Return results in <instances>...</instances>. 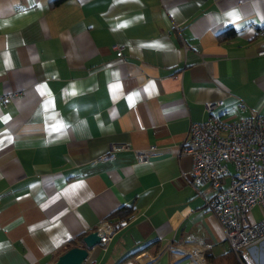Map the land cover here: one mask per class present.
<instances>
[{"label": "crops", "instance_id": "0c3cea01", "mask_svg": "<svg viewBox=\"0 0 264 264\" xmlns=\"http://www.w3.org/2000/svg\"><path fill=\"white\" fill-rule=\"evenodd\" d=\"M55 1L0 0V264L55 262L124 207L83 264H187L197 245L233 264L182 143L208 102L264 114V0Z\"/></svg>", "mask_w": 264, "mask_h": 264}, {"label": "built area", "instance_id": "2783aa9c", "mask_svg": "<svg viewBox=\"0 0 264 264\" xmlns=\"http://www.w3.org/2000/svg\"><path fill=\"white\" fill-rule=\"evenodd\" d=\"M258 33L263 39L259 54L264 55V26ZM114 49L122 56V46L115 45ZM9 97L3 96L1 100L6 101ZM221 105V101L208 102L205 110L210 116L202 122H191L189 126L181 152L192 160L185 180L203 197L205 207L217 217L238 262L247 264L249 248L264 240V114L240 101V110L250 111V115L229 121L212 114ZM114 149L127 150L129 146ZM150 149L154 150L153 147ZM137 160L139 163L147 162L148 154L137 153ZM227 177L231 180L225 186L223 180ZM205 187L212 190L209 197L202 195L201 189ZM257 207L261 210V218L253 222L250 213ZM126 223L127 220H103L97 229L100 242L92 249L100 247L106 250L114 234ZM166 249H171V246H166ZM209 250L208 245L189 249L186 252L187 264H210L205 260Z\"/></svg>", "mask_w": 264, "mask_h": 264}, {"label": "water", "instance_id": "95a60500", "mask_svg": "<svg viewBox=\"0 0 264 264\" xmlns=\"http://www.w3.org/2000/svg\"><path fill=\"white\" fill-rule=\"evenodd\" d=\"M99 232L93 231L83 238L82 246H74L61 254L54 264H83L89 256V250L100 242ZM212 264V263H210Z\"/></svg>", "mask_w": 264, "mask_h": 264}, {"label": "trees", "instance_id": "16d2710c", "mask_svg": "<svg viewBox=\"0 0 264 264\" xmlns=\"http://www.w3.org/2000/svg\"><path fill=\"white\" fill-rule=\"evenodd\" d=\"M61 1H63V0H56L55 3H59V2H61ZM133 213H134L133 208H130V207H124V208H121V209H119L118 211H116L114 214H119L123 219H124V218H125V219H128L129 217L132 216ZM123 219H122V220H123ZM84 237H85V236H82V237L80 238V240H79L81 244H83V238H84ZM81 244H80V245H81ZM229 253H230V254L234 257V259L236 260L235 262H233V264H240V263L238 262L237 258L235 257V255L233 254V252L230 251ZM128 258H129V256L125 257L120 263H122L123 261H126ZM221 262H222V261H221ZM221 262H219V264H222ZM209 263L215 264V262H209Z\"/></svg>", "mask_w": 264, "mask_h": 264}, {"label": "rangeland", "instance_id": "374dc122", "mask_svg": "<svg viewBox=\"0 0 264 264\" xmlns=\"http://www.w3.org/2000/svg\"><path fill=\"white\" fill-rule=\"evenodd\" d=\"M261 218V210L257 207L250 213V220L256 222Z\"/></svg>", "mask_w": 264, "mask_h": 264}, {"label": "snow or ice", "instance_id": "6c2138e0", "mask_svg": "<svg viewBox=\"0 0 264 264\" xmlns=\"http://www.w3.org/2000/svg\"><path fill=\"white\" fill-rule=\"evenodd\" d=\"M230 15H234V14H230Z\"/></svg>", "mask_w": 264, "mask_h": 264}]
</instances>
